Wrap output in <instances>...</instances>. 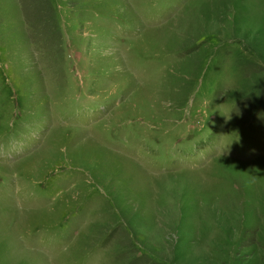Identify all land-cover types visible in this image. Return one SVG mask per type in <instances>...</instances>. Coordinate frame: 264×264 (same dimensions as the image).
<instances>
[{"label": "rangeland", "instance_id": "rangeland-1", "mask_svg": "<svg viewBox=\"0 0 264 264\" xmlns=\"http://www.w3.org/2000/svg\"><path fill=\"white\" fill-rule=\"evenodd\" d=\"M0 264H264V0H0Z\"/></svg>", "mask_w": 264, "mask_h": 264}, {"label": "bare ground", "instance_id": "bare-ground-1", "mask_svg": "<svg viewBox=\"0 0 264 264\" xmlns=\"http://www.w3.org/2000/svg\"><path fill=\"white\" fill-rule=\"evenodd\" d=\"M40 196H42V195H40ZM42 200V199H41Z\"/></svg>", "mask_w": 264, "mask_h": 264}]
</instances>
